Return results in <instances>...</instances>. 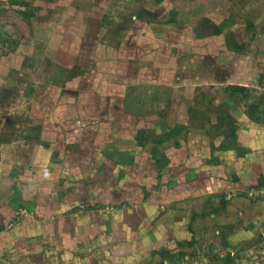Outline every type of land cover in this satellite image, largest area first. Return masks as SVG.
<instances>
[{"label": "rangeland", "instance_id": "374dc122", "mask_svg": "<svg viewBox=\"0 0 264 264\" xmlns=\"http://www.w3.org/2000/svg\"><path fill=\"white\" fill-rule=\"evenodd\" d=\"M109 97L123 112L99 125L96 168L127 193L109 208L139 215L131 245L154 240L127 264H264V184L250 169L239 182L241 139L264 130V0H0L1 199L31 186L17 176H35L31 144L59 163ZM11 225L0 264L56 262L52 242H16Z\"/></svg>", "mask_w": 264, "mask_h": 264}, {"label": "crops", "instance_id": "0c3cea01", "mask_svg": "<svg viewBox=\"0 0 264 264\" xmlns=\"http://www.w3.org/2000/svg\"><path fill=\"white\" fill-rule=\"evenodd\" d=\"M102 99L100 98L99 101ZM107 99L112 102L119 100L115 97ZM120 101L119 105L114 103L112 106L100 107L98 103L94 106L90 105L94 114L88 116L84 129L74 131V134H77H73L74 141L69 143L72 149L64 154L63 160L59 158L62 163L61 161L51 163V152L43 146H38V140L34 142L35 144H31L32 148H29L30 155L27 158L30 159V164L35 169V176L26 170L24 173L20 169H18L19 175L17 176L25 175L24 179L30 180L34 185H28L23 191L19 188L10 189L4 201L0 197V237L2 240L8 234L3 229L4 225L12 223L10 233H12V240L16 242L36 240L42 243L41 251H50L51 248H46V246L52 242L55 250L50 252V255L52 263L53 260L56 261L53 264H112L114 260L119 264H124V261L127 264L131 258L130 255L124 253H129L131 248L136 250L141 246L149 251L153 249L151 247L154 244L152 234L145 237L143 246L136 245V243L131 245L129 237L132 233H136L134 224L137 222L133 219L139 215L137 212L131 213L124 208L116 211L109 208L110 204H122L127 193L121 191L120 188L106 184V177L103 174L99 175L96 168L98 155L95 153V140L99 125L110 124L121 116L123 104L122 100ZM44 125L46 127L42 130L49 132V123L43 122L42 126ZM58 136L61 137V134ZM241 142L244 148L249 147L248 157L250 159L243 157V161L246 160L247 164L241 167L240 184H243L242 173L245 174L248 169H250L249 178L252 182L256 181L259 185L264 184V150H261L264 147V130H261L258 136L244 137ZM14 148H16V157L13 155L10 162L15 161L18 166L20 160L17 154L21 147L15 145ZM0 152H2V146ZM252 153L257 156L254 157ZM4 166L7 170V163ZM9 167L12 168V164H9ZM50 167L52 173L48 172ZM62 167H64L63 170H67L65 172L69 178L74 177V184L67 180L62 183ZM255 171L257 174H254ZM254 176L258 177L253 180ZM85 177L90 178L89 184H85L83 180ZM50 184L54 188L51 191L48 190L52 188ZM133 185L132 188L136 189L142 186V184ZM46 189L48 190L47 199L44 196ZM1 193L5 191L2 190ZM50 194L56 195V200L51 201ZM99 200H101L100 203ZM20 206L25 208V213L28 211L30 215L21 221L14 222L16 208ZM145 209L151 208L146 206ZM172 247L166 249H172ZM53 255L61 256V261Z\"/></svg>", "mask_w": 264, "mask_h": 264}, {"label": "flooded vegetation", "instance_id": "af4514ba", "mask_svg": "<svg viewBox=\"0 0 264 264\" xmlns=\"http://www.w3.org/2000/svg\"><path fill=\"white\" fill-rule=\"evenodd\" d=\"M119 102H121L120 99L117 102H112L111 100H109L107 98H103L101 101H99L98 104L100 105V107L101 106H108V105L112 106V104H114V103H116V105H119Z\"/></svg>", "mask_w": 264, "mask_h": 264}]
</instances>
